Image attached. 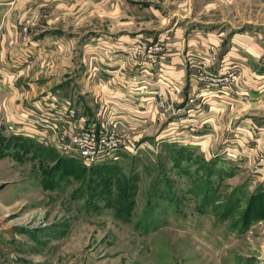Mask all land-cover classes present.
<instances>
[{
  "label": "rangeland",
  "instance_id": "374dc122",
  "mask_svg": "<svg viewBox=\"0 0 264 264\" xmlns=\"http://www.w3.org/2000/svg\"><path fill=\"white\" fill-rule=\"evenodd\" d=\"M124 1L0 0V264H264V0ZM67 98L128 138L79 176L16 129Z\"/></svg>",
  "mask_w": 264,
  "mask_h": 264
},
{
  "label": "built area",
  "instance_id": "2783aa9c",
  "mask_svg": "<svg viewBox=\"0 0 264 264\" xmlns=\"http://www.w3.org/2000/svg\"><path fill=\"white\" fill-rule=\"evenodd\" d=\"M135 42L137 44L130 48L135 55L144 56L156 50L144 40L136 39ZM96 70L98 69L95 66ZM98 81L112 83L113 78L109 80L99 78ZM102 86L107 87L105 83ZM127 91L133 93L131 89ZM122 96L131 98V94L127 95L125 92ZM67 99L64 105H56L50 101L40 104L41 102L36 101L27 119L28 123L16 128L17 131L30 138H35L40 144L54 148L61 156L75 158L86 166L112 158L121 146L127 145L128 138L122 135L123 133L117 126L119 123L115 119L119 111L117 106L112 107L100 102L101 107L106 105L105 112L110 113L108 118L105 117L103 120L99 117L101 112L93 111L94 116L90 117L84 114L82 109L77 111L72 100ZM166 104V99L161 98L156 108L165 107Z\"/></svg>",
  "mask_w": 264,
  "mask_h": 264
},
{
  "label": "crops",
  "instance_id": "0c3cea01",
  "mask_svg": "<svg viewBox=\"0 0 264 264\" xmlns=\"http://www.w3.org/2000/svg\"><path fill=\"white\" fill-rule=\"evenodd\" d=\"M55 1H58V2H60V4L61 5H65V4H69V3H71V2H73V1H75L74 3H73V5H76V7L78 6L79 8H80V6H81V1H82V6H85L86 5V7L88 8V7H90L91 5L93 6H97V5H103L104 3H108V5L106 6L107 8H110V7H116V9H118V7H122V8H124V3H125V1L124 0H47V2H49L47 5H50V4H54V2ZM99 1L101 2V3H99ZM35 2H36V0H35ZM175 2L177 3H179L180 5H184V4H186V2H180V1H177V0H175ZM153 10V13H156L158 10H156V9H152ZM114 11H110V13L112 14ZM111 14H110V16H111ZM116 14H117V17L119 16L118 15V13L116 12ZM135 17V16H134ZM123 37H126V36H123ZM95 48H98V47H95ZM125 48H129V45L128 46H125ZM92 50H94V46H93V49ZM96 50V49H95ZM120 62H122V61H120ZM174 62V61H173ZM176 62H178L179 63V61H176ZM108 62H105V63H99V64H101L102 65V67H104V66H107V68H99L98 69V71L96 72V74L97 75H99V76H101L100 78H103V79H105V80H109V78H113V76H112V74H113V72H112V70L114 69V67H116L117 66V64H118V62H115V61H111L110 62V64H107ZM86 62L84 61V66H86ZM142 64H144V62L142 63ZM81 66H82V68H84V66H83V64H80ZM90 66V65H89ZM97 67V66H96ZM102 71V72H101ZM93 72V71H92ZM123 72H121L120 73V75L122 74ZM124 74V73H123ZM114 75H116V79H121L122 81L121 82H126L127 80H128V77L126 78L125 76H121V77H119V76H117L118 75V73H114ZM98 81V80H97ZM113 81H115L114 80V78H113ZM120 81V80H119ZM115 83V82H114ZM112 87L114 88V86H111V89H112ZM110 89V88H109ZM117 89H119V88H117ZM120 90H121V88H120ZM115 91V90H114ZM108 92H112V91H109L108 90ZM122 92H125L126 94L128 93V91H127V89L126 90H124V91H122ZM81 94H85V92H80ZM127 95H129V94H127ZM131 100H133V96L131 97ZM23 106H25L23 103L22 104H17V105H14V106H9V109H8V115H10L9 117H10V119L12 120H15L16 119V116H17V114L16 113H18V110L19 109H21ZM123 108H126V105H124L123 104V106H122Z\"/></svg>",
  "mask_w": 264,
  "mask_h": 264
},
{
  "label": "trees",
  "instance_id": "16d2710c",
  "mask_svg": "<svg viewBox=\"0 0 264 264\" xmlns=\"http://www.w3.org/2000/svg\"><path fill=\"white\" fill-rule=\"evenodd\" d=\"M59 158H58V165L57 168L63 170L66 174L69 175H81L82 173H84L85 168L82 166L81 162L75 158H71V157H64L61 156L58 152H57ZM102 168L101 170H97V172H99L100 174L105 171H110L111 170V166H102L100 167ZM99 169V168H96Z\"/></svg>",
  "mask_w": 264,
  "mask_h": 264
}]
</instances>
